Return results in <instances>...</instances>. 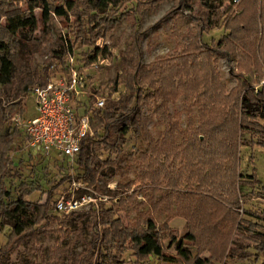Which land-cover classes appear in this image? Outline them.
Masks as SVG:
<instances>
[{"label":"rangeland","instance_id":"rangeland-1","mask_svg":"<svg viewBox=\"0 0 264 264\" xmlns=\"http://www.w3.org/2000/svg\"><path fill=\"white\" fill-rule=\"evenodd\" d=\"M6 1L26 9L29 0ZM247 2L243 0L235 4L228 1L225 6L208 11L200 0H190L185 6L179 5L178 0H121L118 6L111 7L107 16L108 19L116 18L117 23L109 30L101 24L96 30L99 38L93 44L85 43L94 36L88 30L90 24L85 23L80 29L77 23H73L67 29L58 15L40 8L34 11L37 29L24 42L13 41L4 30L5 18H0V70L4 55L13 63L11 82H0V201L9 202L17 199L20 193H26L28 200L48 202L49 206V218L39 225L40 238L34 248H28L25 239L10 253H0V264H171L153 255L138 261L135 242L130 239L109 243L100 239L92 243L95 230L102 229L101 212L107 209L111 210L113 218H121L122 224L131 228L145 227L152 217L157 226L174 230L178 238L190 230L188 220L176 213L178 204L182 203L179 198H170L171 214L164 201L157 203L162 200L161 196L173 190L162 174L154 177L152 170L163 167L164 157L160 154L159 143L169 122L176 124L175 140L179 150L184 147L186 139L195 136L204 139L199 134L203 116L197 94H180L174 101L163 105L157 92L162 77H155L153 84L151 76L141 82L136 78V71L139 66L151 70V65L166 70L177 66L183 70L180 55L197 32L195 22L206 26L211 22L212 27H207L202 38L205 44L213 47L211 63L225 86V93L229 95L238 90L244 76L251 72L254 75L251 87L260 90L264 86V53L260 52V44L258 56H248L245 52L248 46H239V52L235 54L228 53L224 45L218 44L229 33L225 28L227 19L250 10ZM262 5L264 0H257L251 9V12L258 13L259 23ZM209 15L210 22L206 19ZM68 32L75 42L72 53L60 39L61 34ZM203 57L193 56L198 61ZM70 69L78 70L87 78L86 92L74 102L79 113L85 111V104H93L98 97L105 98L106 103L101 110H95L93 117L113 104L124 107L133 92L140 87L142 90L139 105L146 118L144 129L132 126L120 139V126L111 122L108 139H104V131L100 129L98 136L87 139L84 144L81 153L84 158L105 164L104 174L98 176L96 186L77 178L82 171L77 163L79 156L71 162L56 154L45 157L27 150L24 131L14 121L17 115L24 119L37 115L36 98L30 89L58 81L63 74L68 75ZM185 78L180 75L176 82ZM234 100L233 96L230 101ZM135 105L133 102L130 108ZM254 106L249 107L248 116H245L248 124L241 126L239 136L240 181L236 173V186L233 185L232 159L219 157L215 165L216 176L209 175L203 185V190L213 192L216 198L225 202L221 211L217 204L211 207L220 218L217 234L208 244H186L194 256H210L211 248L217 251L215 255L219 261L216 264L264 262V253H259V259L255 257L256 234L264 232V132L253 125H264V107L256 110ZM218 107L219 114L215 116L214 113V117L216 121H223L230 106ZM123 113L121 111L120 115ZM167 160L165 163L171 161ZM185 164V157L180 155L174 168L183 170ZM194 164L197 165L194 169L201 166L196 160ZM192 169L187 167L182 173V191L197 185L198 178ZM204 171L208 173L207 168ZM73 179L80 183L78 188L72 186ZM7 191L11 194L9 198ZM65 193L80 200L86 197V201L72 214L58 213L56 202ZM236 194L240 204L234 201L231 204L229 200L232 197L234 200ZM239 226H242L240 230ZM11 232L10 226H1L0 219V248L6 246ZM170 238L163 239L165 250L177 256ZM246 253L249 257L240 259Z\"/></svg>","mask_w":264,"mask_h":264},{"label":"trees","instance_id":"trees-1","mask_svg":"<svg viewBox=\"0 0 264 264\" xmlns=\"http://www.w3.org/2000/svg\"><path fill=\"white\" fill-rule=\"evenodd\" d=\"M189 1L178 0V4L185 6ZM200 1L208 11H213L217 7H223L228 1L236 4L234 0ZM241 1L243 0H240L238 3ZM247 1L250 10L244 14L232 16L227 19L225 28L229 33L218 44L224 45L228 53L234 52L235 54L239 52V46H248V50L243 51L248 56H258L257 48L259 44L261 54L264 53V5H262L261 23H259L258 13L251 12L253 4L257 0ZM120 2L121 0H55L52 3V0H29L27 8L22 9L13 6V4L6 0H0V18H5L3 27L9 36L12 37V40L24 42L29 34L37 29L38 22L34 11L40 8L47 13L53 12L58 15L63 20L64 26L67 29L73 23H77V27L80 29L84 27L85 23L90 24L91 27L88 30L94 36L91 40L85 41V43L93 44L99 38V32L96 33V30L101 24L104 25L105 30H109L117 23L116 18L108 19L107 16L111 7L118 6ZM210 18L209 15L206 19L210 22ZM73 19H75L74 22L72 21ZM200 19L204 18L200 17ZM260 24L262 26V34H260ZM208 26L212 27L211 22ZM208 26L206 24L199 25L198 21L195 22L197 32L193 34L191 42L187 44L180 55L182 56L181 61H183V64L181 67H184L183 70L177 66L167 68L166 70L165 67L151 65V70L147 66H139L136 71V78L141 82L146 81L151 76V84H153L155 77H162L163 82L160 88H157V92L162 97L163 105L174 101L180 94H197V102L203 116L199 134L204 139H198L196 136L194 139H186L183 145L184 147L179 150L176 147L175 140L177 132L176 124L169 122L159 143L161 149L160 154H163L164 157L163 167L152 170L154 177H159L162 174L167 180L168 186L173 190L170 191V194L167 193L161 196V198L163 197L162 200H158L157 203L164 201L170 213L172 209L170 198H179V202L182 201V203L178 204L176 213H179V215L188 220L190 230L184 236L178 238L174 230L168 228L161 229L157 226L156 221L152 217L147 220L145 227H141L140 229L136 227L131 228L128 225L125 226L122 224L121 218H113L111 216V210L107 209L101 212L100 220L102 229L95 230L92 243L98 242L100 239L108 243L116 242L120 239L125 242L127 239H130L135 242V255L138 261H142L152 255L171 264L180 262H186L187 264H216L219 261L218 256L215 255L217 251H214L212 248L210 250V256H194L186 244H199L201 242L208 244L211 243L210 238H213L212 236L217 234V223H219L217 221L220 218L217 217L219 216L217 212L214 213L211 210V207L212 204H217L219 210L220 208L224 209L225 202H222V199L216 198L213 192L203 190V185L207 183V177L209 175L216 176L215 165L216 159L219 157L232 159L233 185L236 186L237 175L239 176L238 181H240L238 148L240 131L242 130L241 126L248 124L246 122L247 117L245 116H248L247 112L249 111V107L253 104L256 106V110L264 107V86L260 90H255L251 87L253 86L254 78L251 72L247 76H244V81H242L238 90H233L229 95L225 93V86L220 82L218 73L211 63L210 56H212L213 47L205 44L202 38ZM60 39L63 45L72 53L75 42L70 38L69 32L61 34ZM193 56L205 57L198 61ZM12 67V61L7 55H4L1 58V83L6 84L11 82ZM180 75L186 77L185 80L176 82V78ZM201 87H203V90H201ZM141 96L142 90L140 87L131 94L124 107L113 104L105 108L102 114L99 112L96 117L92 116L94 135L89 136L87 139H93V137L98 136L100 129L104 131V139H108L110 136L111 122L120 126L118 130L120 139L126 135L132 126H136L137 129L140 127L144 129L146 126V118L142 114L139 105ZM233 96L235 100L232 102L230 99ZM133 102L136 105L130 108ZM219 105L230 106L229 112L223 121H216L214 117V113H216L215 116L219 114L218 112L221 107H218ZM121 111H124V113L120 115ZM208 113L210 115H207ZM253 125L264 132V125L259 123H254ZM121 141L124 142V140ZM113 147L115 148V145ZM82 151L77 159V163L82 171L78 174L77 178L89 185L96 186L98 176L104 174L105 164L99 161L94 162L89 157L84 158L81 154ZM180 155H183L186 159V166L184 168L193 167V173L198 178L197 185L195 184L192 188L185 189V191H182L180 187V183L183 182L182 173L185 169L176 171L174 168ZM167 159H171L172 162L165 163L168 161ZM195 160L198 164H201L198 169H194L195 166L197 167L194 164ZM206 168L209 174L204 171ZM71 177L67 176L66 178ZM154 177L151 176V179H155ZM5 193L8 198L11 197L10 192L7 191ZM26 196V193H20L19 197L15 200L9 202L0 201L1 226H10L12 228L8 242L6 246L0 248V253H10L17 245L22 244L25 239L28 240L26 243L27 247L33 249L40 238L39 225L49 218L48 202H35L28 200ZM231 199L229 200L231 204L239 203L237 194L234 200ZM233 201L234 203H232ZM155 206L157 205L155 204ZM240 228L242 226H239V230ZM256 235L258 239L255 242V249L257 251L255 257L259 259V253H264V232H258ZM167 237H171L170 243L175 244L177 256L166 252L163 239ZM228 257L229 259L232 258V255ZM248 257L249 255L246 253L240 256V259H247Z\"/></svg>","mask_w":264,"mask_h":264},{"label":"built area","instance_id":"built-area-1","mask_svg":"<svg viewBox=\"0 0 264 264\" xmlns=\"http://www.w3.org/2000/svg\"><path fill=\"white\" fill-rule=\"evenodd\" d=\"M234 1L238 3L240 0ZM86 88V76L70 69V73L63 74L58 81L30 89L36 98L37 115L29 119L20 115L14 117L24 131L27 150L45 157L56 154L75 162L87 138L94 135V110L103 108L106 103L105 98L98 97L93 104H85V111L79 113L74 102L86 92ZM79 184L77 180H72L74 188H78ZM84 201L86 197L80 200L65 193L56 202L55 210L69 215L79 210Z\"/></svg>","mask_w":264,"mask_h":264}]
</instances>
